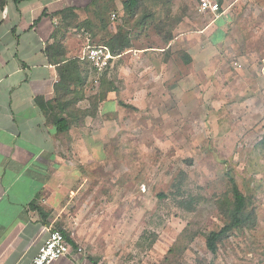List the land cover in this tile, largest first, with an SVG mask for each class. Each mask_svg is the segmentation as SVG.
<instances>
[{
	"label": "rangeland",
	"instance_id": "1",
	"mask_svg": "<svg viewBox=\"0 0 264 264\" xmlns=\"http://www.w3.org/2000/svg\"><path fill=\"white\" fill-rule=\"evenodd\" d=\"M124 1L99 0L108 8L106 30L94 25L89 10L93 44L105 46L120 32L135 48H162L166 34L178 65L147 66L149 51L110 69L105 79L119 92L100 103V119L75 134L89 143L87 155L80 150L88 165L73 170L83 193L67 198V232L79 254L101 264H264V14L241 18L244 41L233 51L219 47L215 73L207 38L197 41L201 50L181 39L210 17L200 11L202 0H144L134 18ZM189 12L197 16L192 26L182 16ZM83 66L91 78L81 106L89 108L100 83ZM229 174L247 198L251 220L232 230L214 255L206 236L229 222Z\"/></svg>",
	"mask_w": 264,
	"mask_h": 264
},
{
	"label": "crops",
	"instance_id": "2",
	"mask_svg": "<svg viewBox=\"0 0 264 264\" xmlns=\"http://www.w3.org/2000/svg\"><path fill=\"white\" fill-rule=\"evenodd\" d=\"M92 1L26 0L16 3L0 0V264H32L52 229L67 233V204L69 199L83 193L82 187H76L81 175L73 170L77 167L79 172L81 166L87 168L80 150H85L83 153L87 155L89 143L80 139L83 134L81 137L75 134L82 131L83 123L94 119L88 117L78 121L79 124L71 119L69 135L67 131L57 130L53 118L61 116L67 121V95L57 91L60 64L49 57L46 50L57 42L65 49V59L82 56L85 39L79 33L84 28L80 30L73 25L67 29L62 17L56 14L72 8L78 16L75 24H94L89 11ZM213 1L219 3L220 12L210 13L201 29H191L182 34L181 39L190 40V49L201 50L197 41L206 37V48L214 55L213 60L212 56L210 59L216 73L221 67L215 56L219 47L233 51V44L244 41L240 40L243 32L238 22L241 18L248 22L253 17L259 19L264 14V0ZM187 14L182 16L188 19L185 23L192 26L197 16ZM193 19V23L189 21ZM94 20V25L101 24L95 16ZM174 45L171 42L162 48L133 47L117 57L112 67L122 68L123 61L134 64L136 57L151 51L145 54L147 66L155 65L161 70L169 68L170 62L173 69L178 64L168 51ZM192 59L194 61L195 57ZM83 64L81 62V66ZM83 70L86 72V68ZM162 72L166 77L168 73ZM94 74L95 82L99 83L102 74ZM89 78L90 74L86 81ZM116 93L110 92L101 104H106ZM40 99L53 105L54 110L49 115L38 104ZM81 104L78 107L86 109ZM102 109L99 105L98 119L104 114ZM52 264L101 263L92 257L86 259L82 254H73Z\"/></svg>",
	"mask_w": 264,
	"mask_h": 264
},
{
	"label": "trees",
	"instance_id": "3",
	"mask_svg": "<svg viewBox=\"0 0 264 264\" xmlns=\"http://www.w3.org/2000/svg\"><path fill=\"white\" fill-rule=\"evenodd\" d=\"M14 1L16 3H21L22 1L26 0ZM163 2L167 4L171 1L163 0ZM142 3L144 5V0H125L123 2V8L130 17L134 18L138 14L139 8L141 7ZM93 8L96 17L101 22V26L103 27V29L106 30L109 27L107 17L108 8L106 6L102 8L99 7V0L92 1L91 9ZM89 9L90 8H88V10ZM56 16L62 17V23L63 25H65V28L68 29L71 26L75 25L80 30L83 28L88 29L91 38L94 37V35L92 36L91 34L93 33L92 30L94 29L93 24L89 25V23L86 22L75 24L76 20L78 19L75 9L68 8L62 12L57 13ZM148 17L149 15H145L142 17V19L145 20ZM163 40H165L166 44H169L173 40V37L167 36L165 34ZM105 46L109 48L113 56L116 58L132 50L134 47L132 40L120 32L116 33L115 35H112V37H110V39L106 41ZM46 52L49 57H52L55 59V61H57V64H60L58 68L60 75V84L57 87V91L58 93L64 92L67 95V121L61 116H55L53 118L54 124L60 133H64L67 131V135H69L72 128V122H70L71 119L77 121L84 120L88 117L96 119L99 114L100 103L107 99L108 94L110 92H119V89L115 86L116 82H107L105 79L109 78V71L111 68H113L112 64L115 59L111 62L108 69L99 77L98 81L100 83V91L96 94H93V96L91 97V103L89 108L80 109L78 107L79 103L83 102L84 100H88L85 93V83L88 76L86 75L87 72L85 74V71L81 66V60L79 58L65 59V49L60 43L57 42L48 46ZM38 104L47 115H49L54 110L52 104H48V102H45L42 99L39 100ZM261 144L264 146V139L262 140ZM229 176L231 183V192L234 200L232 203L233 207L230 210V215L228 217L229 222L219 231H212L206 236L207 249L214 255L217 254L219 250V243L224 238H226L232 230L239 229L248 225L249 221L251 220L250 214L247 213V198L239 189V186L233 175L229 174ZM58 230L63 233L67 241L73 246V249L77 251L79 247L72 238L71 233H66L62 229Z\"/></svg>",
	"mask_w": 264,
	"mask_h": 264
},
{
	"label": "built area",
	"instance_id": "4",
	"mask_svg": "<svg viewBox=\"0 0 264 264\" xmlns=\"http://www.w3.org/2000/svg\"><path fill=\"white\" fill-rule=\"evenodd\" d=\"M220 9L219 3L213 0H202L200 5L202 13L218 14ZM115 17L113 15V18ZM79 34L85 39L84 52L79 59L82 63L89 65L97 76L103 74L116 57L113 56L108 47L93 44L91 35L87 30L83 29ZM79 253H81V249L78 248L75 251L60 230L52 229L47 241L40 248L32 264H52L64 256Z\"/></svg>",
	"mask_w": 264,
	"mask_h": 264
}]
</instances>
